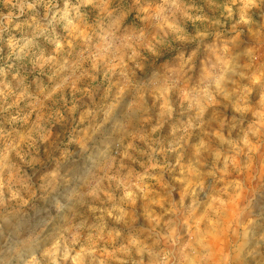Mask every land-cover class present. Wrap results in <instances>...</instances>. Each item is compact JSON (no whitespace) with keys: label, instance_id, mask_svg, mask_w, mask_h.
<instances>
[{"label":"clouds","instance_id":"clouds-1","mask_svg":"<svg viewBox=\"0 0 264 264\" xmlns=\"http://www.w3.org/2000/svg\"><path fill=\"white\" fill-rule=\"evenodd\" d=\"M0 264H264V0H0Z\"/></svg>","mask_w":264,"mask_h":264}]
</instances>
